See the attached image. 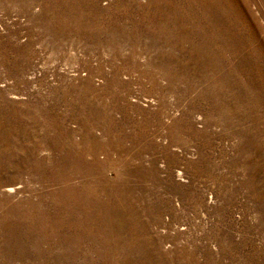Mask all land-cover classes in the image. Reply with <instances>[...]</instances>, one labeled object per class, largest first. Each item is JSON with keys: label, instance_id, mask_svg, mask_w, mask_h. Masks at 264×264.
Returning a JSON list of instances; mask_svg holds the SVG:
<instances>
[{"label": "rangeland", "instance_id": "1", "mask_svg": "<svg viewBox=\"0 0 264 264\" xmlns=\"http://www.w3.org/2000/svg\"><path fill=\"white\" fill-rule=\"evenodd\" d=\"M0 264H264V0H0Z\"/></svg>", "mask_w": 264, "mask_h": 264}]
</instances>
